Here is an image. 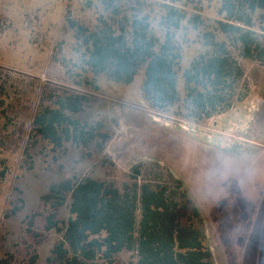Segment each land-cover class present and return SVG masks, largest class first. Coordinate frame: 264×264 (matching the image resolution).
Masks as SVG:
<instances>
[{
    "label": "rangeland",
    "instance_id": "1",
    "mask_svg": "<svg viewBox=\"0 0 264 264\" xmlns=\"http://www.w3.org/2000/svg\"><path fill=\"white\" fill-rule=\"evenodd\" d=\"M0 0V87L7 92L0 109V258L15 264L37 258L51 264L59 229H48L54 212L43 198L50 187L84 178L122 187L133 165L156 160L180 179L200 208L207 244L215 264H264V66L233 53L246 72L249 97L228 114L211 121L184 118L179 107L153 108L143 97L145 71L131 85L96 76L84 63L85 49L70 20L93 30L103 8L100 0ZM223 0H123L128 15L147 16L161 42L167 32L164 5L187 18L175 32L183 46L179 92L185 96L184 72L207 51L203 35L214 31ZM105 15V14H104ZM194 15L202 17L195 29ZM107 17V15H106ZM256 24L255 29H259ZM219 41H228L218 34ZM87 95L83 123H102L112 141L103 153L71 143L55 149L31 137L45 85ZM71 199L58 211L60 229L71 218ZM115 264H137L128 251Z\"/></svg>",
    "mask_w": 264,
    "mask_h": 264
},
{
    "label": "trees",
    "instance_id": "2",
    "mask_svg": "<svg viewBox=\"0 0 264 264\" xmlns=\"http://www.w3.org/2000/svg\"><path fill=\"white\" fill-rule=\"evenodd\" d=\"M181 0H174L180 2ZM104 14L91 30L70 20V27L85 49L84 63L94 75L131 85L142 70L144 99L155 109L179 107L184 118L211 121L230 113L249 97L246 72L232 48L243 60L264 66V0H223L215 30L203 35L205 53L184 72L185 96L179 92L183 46L175 32L187 18L172 5H164V42L155 35L147 16L128 15L123 0H100ZM88 5L92 1L88 0ZM107 15V17H106ZM193 27L202 17L194 15ZM260 24L259 29H255ZM228 41H219L217 35ZM7 92L0 87V109ZM90 98L65 88L44 86L31 137L55 149L67 143L103 153L112 141L102 123H83L78 115ZM0 173V184L8 167ZM183 182L156 160L133 165L122 187L92 178L53 184L43 198L54 212L48 229H59L62 240L54 247L51 264H115V256L128 251L137 264H215L207 244L200 208L189 198ZM71 199V218L60 229L57 211ZM0 264H15L14 256ZM22 264H37L34 257Z\"/></svg>",
    "mask_w": 264,
    "mask_h": 264
}]
</instances>
